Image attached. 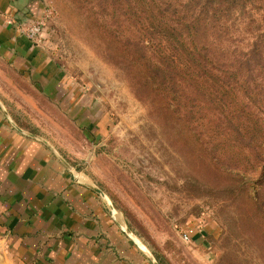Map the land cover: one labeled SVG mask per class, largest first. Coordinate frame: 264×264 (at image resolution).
<instances>
[{
    "label": "rangeland",
    "instance_id": "obj_1",
    "mask_svg": "<svg viewBox=\"0 0 264 264\" xmlns=\"http://www.w3.org/2000/svg\"><path fill=\"white\" fill-rule=\"evenodd\" d=\"M41 1L25 28L42 23L31 44L47 63L21 73L0 56L6 121L88 178L158 264H218L238 252L239 264H263L255 254L263 230L221 198L224 177L198 153L188 120L158 110L147 75L125 68L131 47L112 37L129 34L115 25L123 6L92 16L83 0ZM252 8L251 29L264 34V6Z\"/></svg>",
    "mask_w": 264,
    "mask_h": 264
},
{
    "label": "trees",
    "instance_id": "obj_2",
    "mask_svg": "<svg viewBox=\"0 0 264 264\" xmlns=\"http://www.w3.org/2000/svg\"><path fill=\"white\" fill-rule=\"evenodd\" d=\"M83 1L92 16L123 6L115 25L129 34L112 37L131 47L125 68L147 75L158 110L188 120L198 153L224 177L221 198L263 230L255 254L264 255V34L251 29L264 0Z\"/></svg>",
    "mask_w": 264,
    "mask_h": 264
},
{
    "label": "crops",
    "instance_id": "obj_3",
    "mask_svg": "<svg viewBox=\"0 0 264 264\" xmlns=\"http://www.w3.org/2000/svg\"><path fill=\"white\" fill-rule=\"evenodd\" d=\"M41 10V0H0V56L21 73L47 63L23 34ZM42 138L0 109V264H152L111 203Z\"/></svg>",
    "mask_w": 264,
    "mask_h": 264
},
{
    "label": "built area",
    "instance_id": "obj_4",
    "mask_svg": "<svg viewBox=\"0 0 264 264\" xmlns=\"http://www.w3.org/2000/svg\"><path fill=\"white\" fill-rule=\"evenodd\" d=\"M42 23H36L32 26H30L29 28H27L26 30L23 31V34L25 35L26 39H28L30 42H37L39 35L41 34L40 31V27H41ZM41 39H43V37H41ZM40 39V40H41ZM184 240H187L186 236H183Z\"/></svg>",
    "mask_w": 264,
    "mask_h": 264
},
{
    "label": "water",
    "instance_id": "obj_5",
    "mask_svg": "<svg viewBox=\"0 0 264 264\" xmlns=\"http://www.w3.org/2000/svg\"><path fill=\"white\" fill-rule=\"evenodd\" d=\"M151 261H152V264H158L157 262H155V261H154V260H152V259H151Z\"/></svg>",
    "mask_w": 264,
    "mask_h": 264
}]
</instances>
